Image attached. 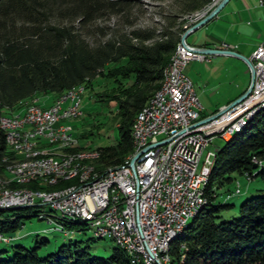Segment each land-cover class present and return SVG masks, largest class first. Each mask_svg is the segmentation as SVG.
<instances>
[{
    "label": "trees",
    "instance_id": "16d2710c",
    "mask_svg": "<svg viewBox=\"0 0 264 264\" xmlns=\"http://www.w3.org/2000/svg\"><path fill=\"white\" fill-rule=\"evenodd\" d=\"M210 2L169 0L159 11L161 19L135 24L133 9L144 10L139 0H0V116L24 110L31 99L24 106L26 101L21 102L37 93L51 92L56 98L77 85L91 88L95 76L113 81L130 77L126 84L117 81V94L110 98L95 96L101 102L114 101L112 115L103 125L110 123L116 136L92 149L98 152L92 163L100 174L121 165L133 152V118L159 87L179 42L184 15L190 17ZM103 16H112V23L100 22ZM20 106L22 110H16ZM94 124L86 131L91 133L93 127L100 134L98 127L103 125ZM237 131L216 147L204 185L206 201L183 232L170 240L169 264H264V192L245 197L235 216L226 212L231 204L218 198L230 192L233 173L250 170L252 157L263 160L254 175L264 176V106ZM5 143L0 129V153ZM85 148L78 143L73 150H90ZM2 165L4 171L0 161V171ZM26 185L37 188L35 181ZM10 209L0 208L1 232L14 231L20 217L29 216L3 214ZM61 220L76 228L85 224ZM15 248L12 255L0 256V264H130L118 246L108 256L90 255L84 247L69 244L41 256L35 245Z\"/></svg>",
    "mask_w": 264,
    "mask_h": 264
},
{
    "label": "built area",
    "instance_id": "2783aa9c",
    "mask_svg": "<svg viewBox=\"0 0 264 264\" xmlns=\"http://www.w3.org/2000/svg\"><path fill=\"white\" fill-rule=\"evenodd\" d=\"M256 2L264 10V0ZM213 6L205 7V13ZM203 15H198L196 19ZM194 46L188 42L185 44L179 42L176 59H171L170 63L166 64L169 67V76L160 90V96L146 106V123H139L134 127V134H139L141 138V151L131 164L122 169L102 172L98 177L85 182V187L71 193H63L56 197H48L45 192L16 193L1 195L0 201L10 202V199H18L57 203L61 217L64 215L90 217L91 220L103 224L104 230L115 231L123 242L124 233H132V243H127L129 249L148 250L149 258L153 261L149 236L157 235L160 245L168 231L183 220L190 202L195 200V192L200 191L203 170L214 146L212 144V147L206 148L201 155L202 149L211 141L206 139L207 130L226 126L227 133L247 114V110L256 108L264 96L263 39L248 57L253 70L249 92L214 117L199 122V119L208 114L201 113V105L193 82L184 72V67L193 59L208 60L210 54L202 53ZM234 46L222 41L220 48L233 50ZM80 94L63 93L45 107L34 106V100H30L31 109L24 111L23 118L19 120L0 118V121L23 124V131L12 132V138L16 141H25V149L34 145L35 135L50 136V140L64 141V144H73L75 147L78 143L77 138L69 125L64 123L62 127L52 128V120L56 117L64 119L73 117V111L79 108ZM65 96H72V104H65ZM24 122L41 123V130L34 131V134H26ZM190 127L205 128V137L180 139V130ZM52 132H61V139H52ZM62 159L57 157L55 161H48L44 158L35 165L38 166L40 173H44L48 171L45 170V162H53L55 170V164H59ZM254 160L256 158L252 157L253 162ZM63 172L66 170L63 169ZM106 178L120 179V187L124 190L123 200H116V187L102 190V183ZM98 209H106L105 219H97ZM38 215L43 218V213ZM121 223H128V230H121ZM4 237L9 235L0 233V240H4Z\"/></svg>",
    "mask_w": 264,
    "mask_h": 264
},
{
    "label": "rangeland",
    "instance_id": "374dc122",
    "mask_svg": "<svg viewBox=\"0 0 264 264\" xmlns=\"http://www.w3.org/2000/svg\"><path fill=\"white\" fill-rule=\"evenodd\" d=\"M139 1L141 4V8H143L144 10H139L137 8L133 9L135 24H143L149 19H161L159 11L164 7L166 3L169 2V0ZM247 1L248 0H245V2ZM235 5H237L236 0H231V2L227 3L223 7V9ZM204 7L202 9H204ZM197 12L198 11L192 14V17H187L189 15L188 13L185 14L184 20L182 22L183 25L181 26L183 27L185 23H188L187 21L195 19L196 16H198ZM112 19V16H103L100 19V22L111 24ZM244 20L245 18L240 20L236 17V19L234 20V25L231 28L235 30V27L240 28L242 25H245ZM192 23L193 22H189L188 25L183 27V30L190 26ZM257 23H260L261 28L264 29V20L260 22L256 20V22L252 23L249 26H243V28L245 29L244 34H248L249 31L252 30L253 25H256ZM224 29L225 28L221 23H214L213 26L210 27L205 25L200 26L194 31L187 34L185 40L190 44H199L207 40L213 41L214 37L212 36H214V34H221ZM249 38L252 39L254 38V36L249 35ZM177 41H179V39ZM184 72L188 77H190L193 82L198 101L203 107V114L208 113L215 108H218L220 103L226 101L227 98H230L235 93H237V91L240 90V88L248 79V71L246 69L245 63L241 59L234 56H226L221 54L210 55L209 60H190L185 65ZM129 79L130 77H116V81H113L111 80V78L95 76L92 79L91 88H87L84 86V91H82L80 95L79 109L81 110V113L79 114V116L68 117L67 119L65 118V120L61 119L57 124H68L73 135L77 138V142L87 146V148L85 149L92 150L95 149L94 147L97 145H104L113 140V138L116 136L115 128L108 126L110 123L108 124L106 122L105 125L107 126L103 124L105 119H108L112 115L115 107L114 101L111 100L108 103L101 102L99 100H95V96L97 98H110V95H113V93L117 94L115 88V86L117 85V81L121 80L124 84H126L129 82ZM93 92H95L96 94H94ZM104 94H106L107 96ZM30 99H35V102L39 106L45 107L52 104L54 94H52L51 92L37 93L36 95L23 100L21 104L26 101L23 104L24 106ZM20 109L21 106L16 110ZM255 113L256 112H253L251 116H253ZM92 122L93 124L95 123L94 125L96 126L100 124L103 125L101 128L98 127L100 134H96V132L93 130V127L91 128V133H88L86 131L88 127L90 128ZM223 139L217 136L213 137L212 141H210V144L202 149L201 155L204 153L206 148L212 147V144H214L213 148L220 145ZM5 151L8 152L9 148L5 147V149H3L0 154L5 153ZM261 163H263V160L261 158L256 159L254 160V166L251 165L250 170H245L242 173H233V179L228 182L229 186H231L230 192L225 197L222 193L218 196V198H223L226 202L231 204L226 211L228 215H237V207L245 197L264 192V176L261 177L259 175H254ZM3 172L4 171L2 165L0 174H2ZM69 183L71 182H67L66 184ZM21 185L30 186L26 185V183H23ZM56 187L57 186L50 188ZM220 187L222 188L224 186L221 185ZM236 188L238 192H235ZM35 203L36 204L33 205L0 207L13 208L10 210H5L3 212L4 215L8 214L9 217L13 216V212H16L18 215H29L26 217H20L21 223L14 231H0V233L2 234L9 235V237L5 238V240H0V256L5 257L12 255V253L16 249V244H21L25 248L33 247L35 245L36 253L40 256L56 250L60 244H69L71 248L84 247L90 255L95 256H108L111 253L112 248L118 246L115 240L110 237L94 236L90 226L86 223L79 225L77 228L75 226H65L60 219L58 211L51 209L50 206L46 204L40 205L37 204V202ZM17 207L22 208L17 209ZM37 213H43V218H38ZM125 253L127 254L128 260L130 261L131 255L126 251ZM168 260L165 264H169Z\"/></svg>",
    "mask_w": 264,
    "mask_h": 264
},
{
    "label": "bare ground",
    "instance_id": "6f19581e",
    "mask_svg": "<svg viewBox=\"0 0 264 264\" xmlns=\"http://www.w3.org/2000/svg\"><path fill=\"white\" fill-rule=\"evenodd\" d=\"M218 0H211L207 6H213ZM204 9L199 10L198 15L204 14ZM204 10V11H203ZM192 17V16H191ZM197 18V16H196ZM195 18V19H196ZM189 20V22L194 21ZM180 42V41H179ZM178 42V43H179ZM178 52V44L176 45L174 51L171 53L167 64L170 63L171 59H176V54ZM169 76V67L165 66L163 78L159 83V87L153 95L149 98L145 106L136 113L131 124V137L133 141V152L127 156L123 163L116 167L107 168L105 172H110L113 169H122L126 165H129L130 157L137 151H141V138L139 134H134V127L138 126L139 123H146L147 118V109L146 106L149 103H152L155 99L160 96L161 88L166 84ZM84 86L77 85L71 87L63 93H82ZM58 95V96H60ZM81 95V94H80ZM57 96V97H58ZM56 97V98H57ZM34 99V106H39ZM65 104H72V96H65ZM264 106V96L261 97V103L257 105L256 108L252 110H247L242 119L237 123V125L226 133V126H218L216 129H208L206 132V139H211L217 136L223 138H228L233 131L239 130L247 121L252 117L253 112H256L260 107ZM42 107V106H41ZM31 109V103L24 110L14 113L10 116H0L3 120H19L24 117V111ZM81 110L75 109L73 111V116H79ZM64 117H56L52 120V128H59L63 125L57 124ZM67 119V118H66ZM65 120V119H64ZM0 129L5 133V143L6 148H9V153L2 155L0 158L1 162L4 163V172L3 175H0V197L1 195H9L16 193H25V194H37L38 192H45V195L48 197H56L63 193H71L72 191H78L81 187H85V182H88L91 178L98 177L100 173L95 170V167L92 163V160L98 156L97 150H73L75 148L73 144H64V141H55L50 140V136L35 135V143L29 149H25V141H16L15 138H12V132H22L23 124H18L16 122H7L0 121ZM24 130L26 134H34V131L41 130V123H31L24 122ZM238 132V131H237ZM234 133V132H233ZM193 137H205V128L200 127H190L189 129L180 130V139H187ZM52 139H61V132H52ZM78 144V143H77ZM76 144V145H77ZM75 145V146H76ZM215 148H212L211 157L209 158L206 166L203 170V175L200 181V191L195 192V200L190 202V206L186 214L183 216V220L175 226L174 229H170L168 233L162 238L161 244L159 245V238L157 235L149 236V244L152 248V259L149 258L148 250L134 249L131 251L127 243H132V233H124V242L116 234L115 231H108L103 229V224H99L94 220H91L90 217H85L81 215H64L61 217L59 204L52 203L50 201L44 200H18L10 199L9 201H0V207L7 206H17V205H33L42 204L48 205L51 209H54L59 212L60 218L64 221H69L77 219L84 221L88 224L93 232V235L96 237H110L115 240L117 245L122 248L124 251L128 252L131 255L130 264H165L168 260L167 249L170 240L181 233L184 229L183 227L187 221L196 213L198 208L205 203L206 196L204 193V185L206 182L207 174L210 168L211 163L213 164V158L215 154ZM13 153V155H12ZM57 157L63 158L59 161V164H55V170H53V162H45V170H48L44 173H40L38 166L35 165L36 162L47 158L48 161H55ZM135 160L133 158L132 162ZM63 169L66 172H63ZM62 172V173H57ZM250 177V176H249ZM37 183V188H28L24 185H21L26 182ZM71 182L69 184H64L66 182ZM20 184V185H19ZM56 188H50L55 187ZM46 187V188H44ZM109 187H116V200H123L124 190L123 187H120V179L118 178H106L104 183H102V190H109ZM50 188V189H49ZM236 192V191H235ZM238 192V191H237ZM29 207V206H27ZM11 208V207H10ZM44 216V214H43ZM106 209L97 210V219H105ZM121 230H128V223H121ZM183 232V231H182ZM7 237H4V240ZM177 238V237H176ZM169 261V260H168Z\"/></svg>",
    "mask_w": 264,
    "mask_h": 264
},
{
    "label": "crops",
    "instance_id": "0c3cea01",
    "mask_svg": "<svg viewBox=\"0 0 264 264\" xmlns=\"http://www.w3.org/2000/svg\"><path fill=\"white\" fill-rule=\"evenodd\" d=\"M229 2H231V0H226V2L216 12V14L211 19H209L207 22H205L204 24L201 25V26L205 25V26L210 27V26H213L214 23L215 24L221 23V24H223V27L225 28L223 30V32L222 33L220 32L221 34H219V35L214 34V36H212V37H214L213 41L207 40V41H204L202 43L192 44V45L220 48L221 42L224 41L227 43L234 44L235 46L233 47V50H235L236 52H238L241 55L248 58L250 56L251 51L254 49V47L260 41H262L264 39V29L261 28L260 23H257L256 25L255 24L253 25L252 30L249 31L248 34H244L245 29L243 28V26H245V25L249 26L252 23L256 22V20H258V22L263 21L264 20V10L261 6H259L257 4L256 0H248L247 2H245V0H236L237 5L229 6L226 9H223V7ZM236 17L240 20L245 18V20H244L245 25H242L240 28L235 27V30H233L231 27L234 25V20L236 19ZM263 28H264V26H263ZM249 35H253L254 38H252V39L249 38ZM185 39H186V37H185ZM210 55H216V54H210ZM221 55H226V54H221ZM228 56H232V55H228ZM208 60H209V58H208ZM245 66H246V64H245ZM246 69L248 71L247 66H246ZM248 81H249V71H248V79L245 82V84L232 97L227 98L226 101L220 103L219 107H221L222 105H224L225 103H227L228 101L233 99L235 96H237L240 92H242L245 89V87L247 86ZM218 108H215L212 111H209L208 113H205V114H209ZM202 109H203V107L201 105V113L203 112Z\"/></svg>",
    "mask_w": 264,
    "mask_h": 264
},
{
    "label": "water",
    "instance_id": "95a60500",
    "mask_svg": "<svg viewBox=\"0 0 264 264\" xmlns=\"http://www.w3.org/2000/svg\"><path fill=\"white\" fill-rule=\"evenodd\" d=\"M226 2V0H218V2L208 10L207 13H205L202 17H200L199 19H197L195 22H193L190 26H188L187 28H185L179 35V41L181 43H186L185 42V37L186 35L193 31L194 29H196L197 27L201 26L202 24H204L205 22H207L209 19H211L216 12L222 7V5ZM194 48L202 53H207V54H226V55H232L235 57L240 58L242 61H244V63L246 64L248 71H249V81L247 86L245 87V89L240 92L237 96H235L233 99H231L230 101H228L227 103H225L224 105H222L221 107H219L218 109H216L215 111L209 113L208 115L204 116L203 118L199 119V122L202 121H206L212 117H214L215 115H217L218 113L222 112L224 109L228 108L229 106H231L232 104L238 102L239 100H241L250 90L251 85H252V76H253V70H252V66L251 63L249 61V59L243 55H241L240 53L236 52L235 50H231V49H225V48H217V47H207V46H194ZM139 153V151L135 152L129 159L130 164L132 163L133 158ZM252 166H254V164H252Z\"/></svg>",
    "mask_w": 264,
    "mask_h": 264
}]
</instances>
